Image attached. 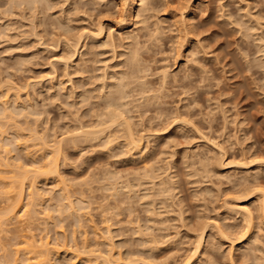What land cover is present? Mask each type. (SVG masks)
<instances>
[{"label": "rangeland", "instance_id": "rangeland-1", "mask_svg": "<svg viewBox=\"0 0 264 264\" xmlns=\"http://www.w3.org/2000/svg\"><path fill=\"white\" fill-rule=\"evenodd\" d=\"M139 13L122 21L120 0H0V100L15 110L0 115V264L43 241L52 264H104L112 245L116 264H187L206 224L188 264H264V219L242 245L246 224L226 205L264 188V0H147ZM117 75L136 149L117 123L110 143L75 134L108 120ZM23 168L41 169L23 189L24 203L32 183L45 195L34 218L7 214ZM121 180L141 188L111 187Z\"/></svg>", "mask_w": 264, "mask_h": 264}, {"label": "bare ground", "instance_id": "bare-ground-1", "mask_svg": "<svg viewBox=\"0 0 264 264\" xmlns=\"http://www.w3.org/2000/svg\"><path fill=\"white\" fill-rule=\"evenodd\" d=\"M146 2H147V0H120L121 8L125 12L124 17L121 20L122 21H125L126 19L134 20L135 16H138L140 14L139 12H141L143 5H145ZM194 10H195V5H194V3H191V4H188L185 7H183L182 11L180 12L181 18L179 20L182 21L183 25L185 26V30H187L188 32L191 31L193 28L194 18H195ZM125 27H126L125 25H122L123 29H125ZM104 32H105L104 26H100L99 29H97V31H95V32L92 31L91 34L92 33L94 34L93 37L96 36L97 38H100L102 35H104ZM111 36H112V34H111ZM69 44H70L69 46H71V48H72L71 51H73L69 54V56L71 57L72 55L76 54V52L79 49L81 42H80V40H77L76 42H74V44H72V42H70ZM70 57H68V58H70ZM135 58H136V56H135ZM70 62H71V60L70 61L67 60V62H66L67 69L69 67L68 64H70ZM167 75L168 74L165 72L164 76H167ZM118 76L119 75H117L116 78H118ZM125 83H126V80L124 82L123 78L119 77L117 79V84L115 81V84L113 85V86L116 85L115 87H116V89L118 88L117 91L118 92L120 91L121 95H122V93H123V95H124V93H126V91H125L126 84ZM123 95L120 96L119 98H116L117 101L114 99H112V101H110L111 103H109V105L111 104L112 108L109 107L110 110H108V113H107V111L105 113L108 116L107 117L108 120H100L95 125V127H97L95 129H93V128L89 129L86 125L83 124V125H81V127L76 129L77 132L75 134L77 135L79 133H84V135L86 134L87 135L86 137L87 138L89 137V139L91 137L93 138V136H94V138H97L98 136H101L103 134L104 135L103 137L106 139L107 143L108 142L110 143L112 141V139H111L112 136H111V134L109 135L108 133L105 132L106 128L109 127L111 124L117 123L119 125H122L124 127L123 129H125L127 131L128 145H130L131 148H135V149L138 148V146H140L142 137L141 136L139 137L136 134V132L134 131V129L131 126V123L128 120V113L127 112L129 110V108H128V103L123 100V98L125 96V95L124 96ZM0 97H1V95H0ZM15 97H16V98H14L15 103L16 102L18 103L17 100L19 99L20 95L17 96V94H16ZM121 97H122V99H121ZM120 99H121V101H119ZM0 101H2L0 104L3 103L4 106L6 105L5 104L6 102H7V104H9L8 99H4V100L1 99ZM3 104H2V106H3ZM13 110L14 109H12V108L10 110L9 106L6 105V108H4V109L1 108L0 115H1V117H3V116L8 117L9 113L7 115V112H11ZM10 115H12V114H10ZM13 116H15V115H13ZM107 122H110V123L106 124ZM0 130H1V134L3 135L5 133V130H3L2 126L0 127ZM0 141H1L0 146H2V145L5 146V145H8V143H9V142L8 143L6 142L7 144H4L2 140H0ZM46 143L47 142L45 141V144ZM55 151H53V153L58 154L59 148H57V150H55ZM50 157H51V159L49 158V161L45 165L46 169H42V173H44V172L49 173V171H54L57 169L58 156H56V154H55L54 156L51 155ZM22 170L24 171V173L20 171L19 172L20 175L16 174V176H19V179L17 178L18 179L17 183L19 182L18 185L12 184V181H11L12 178L11 177H14V176H10L11 179L8 183H10L11 187H13V188L14 187L16 189L18 187L19 188L17 190L16 189H10V190H12V192L10 191V193H11L10 197H12V200L10 201V204L8 206L7 214L9 213L10 215H13L14 218H17L20 216V212H21V210H23L22 208L24 206L25 209H27V211H29L27 213H29L30 217L34 218V216L36 215V211H37L35 207H36V205H38V202L40 199L43 200L45 195L43 192H41V190L37 186L36 182H35V184L32 183L33 187L29 191V194H30L29 201L27 200V203H24V196H23L24 191H23V189H24V184L27 183L25 181H27L28 178L30 179V177L28 176V173L31 174L30 176H32L33 173H35V172H41V171H39L41 169L36 170L34 168L33 169H31V168H25L24 169L23 168ZM1 171H2V169L0 168V181L2 182L4 177H3V175H1ZM14 180H15V178H13V182L15 183L16 180L15 181ZM139 185L140 184H137V185L131 184L129 182H125L124 180L113 181L111 183V187H113L114 189H118L120 187H127V188H129V190H133V191L139 190L141 188V186H140V188H138ZM249 188L250 189H246L247 196L245 194L244 195L245 197L244 196H241V198L236 197L235 198L236 201H234L232 203H230L228 201L226 202V205L228 206L227 208H229L230 210H234L236 212V214L239 215L241 220H243L244 223L246 224V226H245L246 231H244L243 234L240 236V238L242 240L241 243H243L242 245H245L247 243L245 241H248L249 239H251V237H249L248 232H249V229L251 227H253V225L255 224L256 218L260 217V218L264 219V188L259 189L260 187L257 188L256 186H254V189H252L251 187H249ZM67 189L69 190V187H68V184H66V183H64L59 189L61 191V194H63L62 197L65 196L64 199L66 197H70L67 193ZM13 190H14V192H13ZM12 193L13 194L16 193V195L14 194V196H12ZM249 201H251V202L248 203ZM251 203H254V206H252ZM26 205L28 207H26ZM67 205L68 204H66V206ZM61 206H63V204ZM61 206H60V208H61ZM64 208L65 207H63L62 210ZM1 220H3V218H1ZM3 222H5V221H2L0 223L3 224ZM2 224H0V225L2 226ZM214 225H216L218 227V229H219L220 233H222V235H225V236L227 235L226 232L220 227V225L217 222H214ZM206 226H207V224H206ZM206 226H204L203 231L198 235V239H197L196 246L194 247V251L192 252V254H190L191 256H189L190 259L195 257V255L199 254V252L201 250V247L203 245ZM1 228L3 229V226ZM110 244L112 245L113 242H110ZM110 244H108V246ZM109 247H110V248H108L109 252L103 256V263L104 264H116L117 259L114 258L112 255V253L114 252L113 250H115L114 249L115 247H113V245L109 246ZM51 252H52V250H51L49 243L47 241L40 242L39 244L34 243V244H32V247L27 248V250L23 254L24 257L19 258V257H17L18 256L17 255L14 257V261L16 264H17V262L20 264H52L53 262L51 263V257H50ZM11 255H13V253ZM11 255L9 257L10 261H9V263L7 261V264H10V262H11V259H12ZM123 259H124L123 257L120 258V260H123ZM190 259H188L187 264L190 263V261L192 260V259L191 260ZM12 262H13V259H12ZM120 264H127V263H126V261L123 260Z\"/></svg>", "mask_w": 264, "mask_h": 264}]
</instances>
